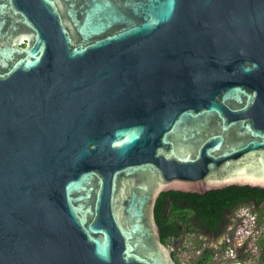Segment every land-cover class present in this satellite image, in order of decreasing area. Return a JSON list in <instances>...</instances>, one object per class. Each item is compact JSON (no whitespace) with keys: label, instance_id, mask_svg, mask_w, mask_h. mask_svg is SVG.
I'll use <instances>...</instances> for the list:
<instances>
[{"label":"water","instance_id":"95a60500","mask_svg":"<svg viewBox=\"0 0 264 264\" xmlns=\"http://www.w3.org/2000/svg\"><path fill=\"white\" fill-rule=\"evenodd\" d=\"M231 186L264 188V0H0V264H179L158 198Z\"/></svg>","mask_w":264,"mask_h":264},{"label":"flooded vegetation","instance_id":"af4514ba","mask_svg":"<svg viewBox=\"0 0 264 264\" xmlns=\"http://www.w3.org/2000/svg\"><path fill=\"white\" fill-rule=\"evenodd\" d=\"M246 187L231 186L222 190H215L223 191L224 199L216 203L211 213L204 217L205 220L202 222L199 216L195 215L190 217V224H193L194 227L192 231L185 229L184 226L179 227L180 234L178 236L173 235L165 243L172 248V254L176 261L178 260L176 250L172 247L171 242L186 233H192L200 239L206 237L209 242L223 243L226 248L231 245L234 246L240 240L245 239V244L236 248L235 261L230 260L229 263L264 264V188L251 187L248 189ZM209 192L211 191L207 193ZM170 198L169 196L167 197V203L164 208L165 215L170 210ZM187 204H189L188 200L183 201V205ZM251 236L257 243L263 244L259 256L260 262H246V258H250L252 253L246 244ZM205 257L208 256L204 255L199 260Z\"/></svg>","mask_w":264,"mask_h":264},{"label":"trees","instance_id":"16d2710c","mask_svg":"<svg viewBox=\"0 0 264 264\" xmlns=\"http://www.w3.org/2000/svg\"><path fill=\"white\" fill-rule=\"evenodd\" d=\"M246 188L250 189L251 187L247 186ZM168 196L171 197V204L170 210L167 215H165L164 208L166 206ZM223 199V191L215 190L207 193L206 195L175 191L162 193L158 198L155 207V217L160 228L162 242L167 243L168 239L173 235L178 236L180 234V226H184L185 229L192 231L194 227L193 224H190V217L198 215L203 222L205 220L204 217L211 213L212 208L215 207L216 203L220 202V200L222 201ZM186 200L189 201V204L183 205V201ZM210 261L211 257L208 256L199 260L198 264H210Z\"/></svg>","mask_w":264,"mask_h":264},{"label":"rangeland","instance_id":"374dc122","mask_svg":"<svg viewBox=\"0 0 264 264\" xmlns=\"http://www.w3.org/2000/svg\"><path fill=\"white\" fill-rule=\"evenodd\" d=\"M247 236V235H246ZM245 239L240 240L234 246L226 248L225 244H216L209 242L208 239L195 237L192 233L184 234L177 240H173L172 247L176 250L179 264H198L199 259L204 256H210V264H230L229 261H235L236 248L244 245ZM232 244V243H231ZM248 249L251 250V257L246 258L247 263L260 262V253L263 244L257 243L251 236L247 241Z\"/></svg>","mask_w":264,"mask_h":264}]
</instances>
